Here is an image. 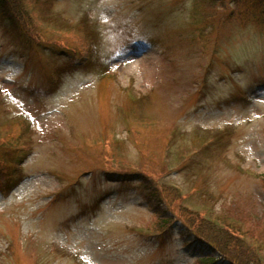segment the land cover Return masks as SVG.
<instances>
[{
  "label": "rangeland",
  "instance_id": "1",
  "mask_svg": "<svg viewBox=\"0 0 264 264\" xmlns=\"http://www.w3.org/2000/svg\"><path fill=\"white\" fill-rule=\"evenodd\" d=\"M198 1L22 0L26 23L0 15V139L27 144L13 189L0 168V264H201L182 206L264 260V1ZM141 174L181 191L155 193L166 228Z\"/></svg>",
  "mask_w": 264,
  "mask_h": 264
},
{
  "label": "trees",
  "instance_id": "2",
  "mask_svg": "<svg viewBox=\"0 0 264 264\" xmlns=\"http://www.w3.org/2000/svg\"><path fill=\"white\" fill-rule=\"evenodd\" d=\"M207 1L211 3V6L215 5L217 2L221 3L220 0ZM26 13V10L23 9L22 0H0V15L4 16L6 19L15 22L19 20L23 24V22L26 23ZM22 24L20 25L22 26ZM53 43H56L59 47L69 49L62 42L57 44L55 41ZM71 51L75 52L76 49L72 47ZM147 177L148 176L145 174H141L138 182L142 186L148 206L153 209L155 214L153 217L155 218L154 223L157 222V226L160 228H166L167 225L172 222L171 217L166 214L164 210L158 208L160 205L159 203L158 205L156 204L155 193L162 186L160 189L165 190L167 194L172 197V201L177 200L178 202L181 200L180 192L178 189L165 184L159 186L153 185ZM177 206H175V208ZM180 210L181 216L183 217V220H181V218L179 219L180 223L182 226L184 224L185 228L189 230L186 232L182 229L180 232L182 238H189L187 242H192L197 239V242L202 243L210 249V251L207 250L205 254L199 258L201 264H213L216 258H220L226 264H264L263 256L260 254L258 247L246 242L245 239L240 236L241 234L238 229L236 230L229 225H222L206 219L200 211L187 209L183 206Z\"/></svg>",
  "mask_w": 264,
  "mask_h": 264
}]
</instances>
